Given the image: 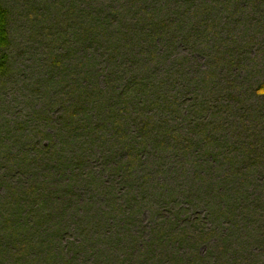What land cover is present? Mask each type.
<instances>
[{"label": "trees", "instance_id": "16d2710c", "mask_svg": "<svg viewBox=\"0 0 264 264\" xmlns=\"http://www.w3.org/2000/svg\"><path fill=\"white\" fill-rule=\"evenodd\" d=\"M24 1L13 27L0 1V77L32 44L42 99L0 135V264H264L239 132L264 0Z\"/></svg>", "mask_w": 264, "mask_h": 264}, {"label": "rangeland", "instance_id": "374dc122", "mask_svg": "<svg viewBox=\"0 0 264 264\" xmlns=\"http://www.w3.org/2000/svg\"><path fill=\"white\" fill-rule=\"evenodd\" d=\"M5 7L10 11L11 25L18 26L21 22V12L26 5L24 0H0ZM32 44L23 43V40H18L13 47L9 49L10 68L7 75L0 77V135H11L13 140V123H22L32 117L33 113L39 109L42 99L41 82H42V63L40 67L36 58L32 56V51L26 46L31 47ZM34 45V44H33ZM252 55L249 56L247 62H250L252 75L250 77L249 85H257L259 82H264V66H260L264 62V57L261 56L260 51L264 50V35L258 36L252 42ZM36 48L37 46L34 45ZM264 52V51H262ZM258 53V55H256ZM249 55V54H248ZM257 69V70H256ZM250 94V93H248ZM250 98V95L247 96ZM252 96V95H251ZM38 98V101H37ZM264 105V98L256 96L253 97V102ZM260 106V105H259ZM243 115V114H242ZM241 115V116H242ZM256 126L245 125L242 126V138L246 135H252V138L244 143L246 146L242 149L247 150L253 158H257L255 162L258 165H263L264 169V116L262 120L258 121ZM24 126V125H23ZM9 141V139H8ZM261 168V169H262ZM264 177V174H263Z\"/></svg>", "mask_w": 264, "mask_h": 264}]
</instances>
